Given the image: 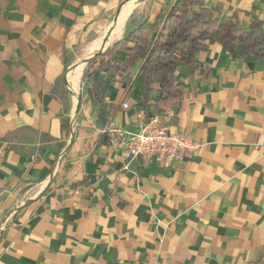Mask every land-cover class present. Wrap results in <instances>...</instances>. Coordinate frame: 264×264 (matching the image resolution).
Wrapping results in <instances>:
<instances>
[{"label":"crops","instance_id":"0c3cea01","mask_svg":"<svg viewBox=\"0 0 264 264\" xmlns=\"http://www.w3.org/2000/svg\"><path fill=\"white\" fill-rule=\"evenodd\" d=\"M177 1L0 0V264H264V56L211 45L209 75L180 65L182 95L146 105L138 81L128 97L99 71L81 81L86 58ZM204 3L264 31V0ZM95 84L117 108L103 121ZM138 110L201 148L125 171L104 129L135 133Z\"/></svg>","mask_w":264,"mask_h":264},{"label":"trees","instance_id":"16d2710c","mask_svg":"<svg viewBox=\"0 0 264 264\" xmlns=\"http://www.w3.org/2000/svg\"><path fill=\"white\" fill-rule=\"evenodd\" d=\"M222 11L220 4L208 7L204 0H178L162 8L152 22L141 23L103 52L95 53L85 65L81 81L92 80L99 71L107 85L121 86L125 97L132 95L138 81L137 97L140 105H146L152 92L157 100L182 95L183 86L176 78L180 65L209 75L196 63V56L211 45L218 44L231 59L262 60L264 31L257 19L244 28L236 15L218 17ZM104 94L97 84L88 92L101 121L107 111L117 110L104 103Z\"/></svg>","mask_w":264,"mask_h":264},{"label":"built area","instance_id":"2783aa9c","mask_svg":"<svg viewBox=\"0 0 264 264\" xmlns=\"http://www.w3.org/2000/svg\"><path fill=\"white\" fill-rule=\"evenodd\" d=\"M129 108L128 102L121 104L122 110L126 111ZM134 118L138 128L135 133L119 128L112 119L107 122L104 129L108 146L118 150L122 159L127 161L125 171H129V163L137 159H141L143 166L156 163L168 167L194 155L201 148L197 141L188 136L170 132L160 114H147L138 110Z\"/></svg>","mask_w":264,"mask_h":264},{"label":"water","instance_id":"95a60500","mask_svg":"<svg viewBox=\"0 0 264 264\" xmlns=\"http://www.w3.org/2000/svg\"><path fill=\"white\" fill-rule=\"evenodd\" d=\"M95 55V54H94ZM94 55H91L90 57H88V58H86L85 60H84V64L86 65L93 57H94Z\"/></svg>","mask_w":264,"mask_h":264}]
</instances>
